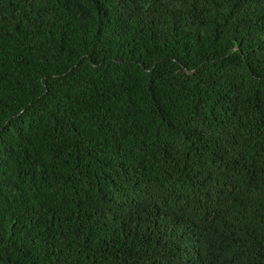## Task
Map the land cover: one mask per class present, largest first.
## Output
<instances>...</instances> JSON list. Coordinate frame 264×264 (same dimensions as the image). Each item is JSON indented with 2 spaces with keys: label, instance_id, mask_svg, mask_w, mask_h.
<instances>
[{
  "label": "trees",
  "instance_id": "obj_1",
  "mask_svg": "<svg viewBox=\"0 0 264 264\" xmlns=\"http://www.w3.org/2000/svg\"><path fill=\"white\" fill-rule=\"evenodd\" d=\"M0 264H264V0H0Z\"/></svg>",
  "mask_w": 264,
  "mask_h": 264
}]
</instances>
